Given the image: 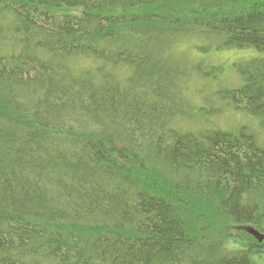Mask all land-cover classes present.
I'll list each match as a JSON object with an SVG mask.
<instances>
[{
    "label": "trees",
    "instance_id": "16d2710c",
    "mask_svg": "<svg viewBox=\"0 0 264 264\" xmlns=\"http://www.w3.org/2000/svg\"><path fill=\"white\" fill-rule=\"evenodd\" d=\"M254 234L264 0H0V264H264Z\"/></svg>",
    "mask_w": 264,
    "mask_h": 264
},
{
    "label": "water",
    "instance_id": "95a60500",
    "mask_svg": "<svg viewBox=\"0 0 264 264\" xmlns=\"http://www.w3.org/2000/svg\"><path fill=\"white\" fill-rule=\"evenodd\" d=\"M255 238L260 242L264 239V236H260L258 234H254Z\"/></svg>",
    "mask_w": 264,
    "mask_h": 264
},
{
    "label": "rangeland",
    "instance_id": "374dc122",
    "mask_svg": "<svg viewBox=\"0 0 264 264\" xmlns=\"http://www.w3.org/2000/svg\"><path fill=\"white\" fill-rule=\"evenodd\" d=\"M233 55H234V54H226L225 57L228 56L229 58H233V57H234Z\"/></svg>",
    "mask_w": 264,
    "mask_h": 264
}]
</instances>
